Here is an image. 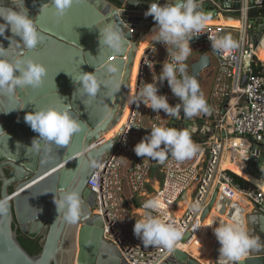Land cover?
Returning a JSON list of instances; mask_svg holds the SVG:
<instances>
[{
  "label": "water",
  "instance_id": "1",
  "mask_svg": "<svg viewBox=\"0 0 264 264\" xmlns=\"http://www.w3.org/2000/svg\"><path fill=\"white\" fill-rule=\"evenodd\" d=\"M153 2L155 0H76L63 17H58L50 0H15L14 3L0 0V12L8 7L28 11L45 37L37 48L28 51L18 45L20 37L14 36L9 27L0 35V44L6 50L0 54V59L14 61L23 53L24 58L34 59L48 70L38 88H17L11 94L0 91V198L9 200L7 216L0 217V264H129L115 246L103 239V221L92 212L96 196L87 184L118 142V137L106 142L103 137L119 123L126 108L138 49L156 26L152 16H145ZM166 2L159 0L161 5ZM216 2L234 12L242 7V0ZM197 3L198 10L207 14L209 20H220L221 16L210 3L202 0ZM222 18L236 20L232 15ZM108 22L120 24L127 38L125 49L118 55L101 47L99 42L98 27ZM0 23H4L2 18ZM249 26L257 52L263 51L264 17L250 18ZM199 39L193 37L190 42ZM108 64L119 66L116 80L107 86L102 83L95 98L80 92L73 97L77 89L74 79L80 72H95L99 80H110L106 71ZM211 66V57L202 54L191 63L188 76H194L200 85L201 77ZM245 83L246 77L243 85ZM64 103L72 105V113L81 122L82 131L74 135L67 146L53 145L52 159L41 163L42 155L26 154L25 146H31L38 133L24 117L35 108L62 107ZM226 108L227 104L223 114ZM182 119L191 118L183 116ZM249 141L251 155L245 172L263 184L264 144L254 139ZM6 170L12 172L11 178L7 177ZM61 189H77L81 194L85 215L77 224L69 225L62 218L57 219L54 192L59 194ZM217 196L218 189L204 210L202 221L209 216ZM186 200L184 194L181 201ZM220 201L222 205L230 204L225 198ZM246 223L249 234L259 237L264 245V207L256 206L248 213ZM19 231L30 239L41 237L39 254L31 255L22 246ZM162 264L201 263L186 252L175 250ZM241 264H264V246L250 250Z\"/></svg>",
  "mask_w": 264,
  "mask_h": 264
},
{
  "label": "built area",
  "instance_id": "2",
  "mask_svg": "<svg viewBox=\"0 0 264 264\" xmlns=\"http://www.w3.org/2000/svg\"><path fill=\"white\" fill-rule=\"evenodd\" d=\"M202 1L214 6L220 16L236 15L235 18L241 22L238 28L210 24L204 27L203 33L195 36L200 37L199 40L190 42L193 52L185 62L189 68L202 54L210 56L211 62H216L213 83L205 97L209 111L205 116L200 113L187 120L182 119V109L179 117H168L163 110L159 113L152 112L142 102L138 103V93L143 83L154 82L153 76L158 80L163 62L166 59L171 62L166 45L151 41L149 49L144 50L139 60L126 119L113 137H118L115 150L94 170L87 184L96 196V207L92 212L103 221V239L115 246L129 264H162L175 250H182L199 262L188 249L201 238L202 216L217 189V200L210 214L213 212L219 215L225 209V215L230 216V210L234 209L231 219L238 217L246 229V215L256 206L264 207L263 188L251 182L252 187H242L230 176L231 170L222 167V162L226 160L228 141L234 152L241 153L236 157L230 155L227 160L232 163L240 162L244 170L247 169L251 155L252 144L249 139L264 144V77L255 71V61L259 58L249 33V12L263 9L264 0H242V7L238 12L223 8L216 0ZM225 34H231L238 41V47L222 54L212 49L209 35ZM186 74L189 75L190 71ZM245 77L246 83L243 85ZM157 83L160 94L167 95L171 105L180 103L167 80ZM195 117L204 120V129L198 132L190 130L189 125ZM162 122L167 127L187 130L193 142L199 145L200 151L183 162L175 161L170 154L164 162L138 157L134 152L135 145L150 134L153 125ZM236 139L246 144H236ZM156 168L162 179L156 183L155 191L150 193L148 185L152 171ZM261 176L264 179V164ZM125 186L130 197L125 193ZM184 194L187 200L181 201ZM156 197L164 205L162 212L183 233L171 250L162 246L145 247L133 231L136 220L142 218L143 202ZM221 198L229 200L230 204L223 206ZM135 200L140 204L139 207L135 206ZM181 204L184 208L178 214ZM186 236L187 240L183 242ZM220 247L219 243L213 247L219 254L213 264H225L223 259H219Z\"/></svg>",
  "mask_w": 264,
  "mask_h": 264
},
{
  "label": "clouds",
  "instance_id": "3",
  "mask_svg": "<svg viewBox=\"0 0 264 264\" xmlns=\"http://www.w3.org/2000/svg\"><path fill=\"white\" fill-rule=\"evenodd\" d=\"M14 2L15 0H12V3ZM50 3L55 14L63 17L76 3V0H50ZM198 9L197 0H167L163 5L159 3V0H155L145 13V16H152L156 22L150 35L152 42L166 45L171 62L167 59L163 62L158 80L153 76L154 82L143 83L138 93V103L142 102L157 113L163 110L168 117H179L181 109L186 118L209 111L207 100L200 92L198 80L186 74L187 64L185 62L193 52L190 41L193 37L203 33L202 30L209 20V16ZM0 18L4 21L0 23V35H3L10 27L14 36L20 37L19 41L16 40L18 45H22L28 51L37 48L45 39L28 11H18L8 7L0 12ZM98 28L101 47L107 48L116 55L125 49L127 38L120 24L108 22ZM209 39L212 49L222 54H227L238 47V41L231 34L209 35ZM4 51H6L5 48L0 44V54ZM47 71L44 64L31 58H24L23 53L14 61L0 59V91L11 94L17 88H38L43 84ZM106 71L111 78L106 81L99 80L95 72H80L74 79L77 89L73 97L80 92L89 98H95L101 84L107 86L116 80L120 69L116 64H108ZM165 80L173 95L180 100V103L175 106L169 103L167 95L160 94L157 81L163 83ZM118 88L119 85H117V90ZM24 119L32 130L38 133V136L33 138L31 146H25L26 154L42 155L41 163L52 159L53 145L67 146L73 136L82 131V124L73 115L72 105L69 103H64L62 107L35 108L34 111L27 113ZM20 146L18 143L17 147ZM199 151V145L193 142L187 130L167 127L165 122L153 125L150 134L134 147V152L138 157L160 162H164L169 154L175 161L183 162L191 159ZM91 166H95L94 162ZM54 193L57 219L62 218L69 225L77 224L85 215L79 190L61 189L59 194ZM58 195L59 198H57ZM163 207L158 197L148 199L142 204L143 215L142 218L136 220L133 231L145 247L162 246L171 250L182 238V231L168 220L167 215L162 212ZM8 211V198H0V217L7 216ZM214 234L221 245L219 259H223L225 264L229 262L230 264H241L250 250L264 246L259 237L249 234L238 217L226 223H220L214 228Z\"/></svg>",
  "mask_w": 264,
  "mask_h": 264
},
{
  "label": "bare ground",
  "instance_id": "4",
  "mask_svg": "<svg viewBox=\"0 0 264 264\" xmlns=\"http://www.w3.org/2000/svg\"><path fill=\"white\" fill-rule=\"evenodd\" d=\"M222 17L223 16H221L220 20H218V21L217 20L216 21L215 20H213V21L208 20V21L209 22H219L217 24L231 26L234 28H238L241 25V22L238 20H226ZM151 34H152V32L144 38V40L142 41V43L138 49L137 57L135 59L134 67H133L132 73H131V85H130V90L128 93L127 104H126V108L123 112L122 118L119 121V123L115 126V128H113L112 130H110L109 132L104 134L103 138L105 140H109V139L113 138L117 134L118 130L123 125V123L126 119V115H127V111H128V107H129V103H130V98H131L132 91H133L134 84H135V80H136V74H137V68H138L139 60H140L144 50L147 48L148 44L152 41V39L150 37ZM258 58L264 63V50L261 52H258ZM231 114L233 116L234 110H232ZM235 143L240 144V143H244V142H242V140L236 139ZM244 144H246V143H244ZM244 146L246 147V145H244ZM231 148L232 147L230 145V142L228 141L226 144V152H225L226 160L224 159V161L222 162V167L225 168L226 166H230L234 170L245 172V170L240 166V164H239L240 162L232 163V162H229L227 160L230 155L236 157L241 153V152H234ZM248 178H249L251 183H253L257 186H260L261 188L264 189V186L256 178H254L250 175H248ZM223 206H225V205H223ZM226 212L227 211H225V209L223 211H221L219 213V215L212 212L203 221V230H202V234L200 236L201 238H199L198 242L192 244L191 248L188 249L189 252H191L193 254V256H195L199 260V262L204 263V264H213L215 262V257L217 255H219V254H217V251L213 250V247L216 246L217 243H219L215 234H214V228L218 227L220 223H226L228 221L234 220V219H231L232 217L225 215ZM232 212H233V214L235 213L234 209L230 210V213H232Z\"/></svg>",
  "mask_w": 264,
  "mask_h": 264
},
{
  "label": "trees",
  "instance_id": "5",
  "mask_svg": "<svg viewBox=\"0 0 264 264\" xmlns=\"http://www.w3.org/2000/svg\"><path fill=\"white\" fill-rule=\"evenodd\" d=\"M260 17H264V8L263 9H254V10H251L249 12V18H260ZM254 68H255L256 73H259L264 77V66L257 59L255 61ZM225 168L231 170L229 172V174L237 184L241 185L244 188L252 187V184L250 183L248 175L244 171L234 170L230 166H226ZM19 241L22 244V246L31 255H37L41 252V248L39 246V239H36L35 241H30V240L24 238L22 235H19Z\"/></svg>",
  "mask_w": 264,
  "mask_h": 264
},
{
  "label": "rangeland",
  "instance_id": "6",
  "mask_svg": "<svg viewBox=\"0 0 264 264\" xmlns=\"http://www.w3.org/2000/svg\"><path fill=\"white\" fill-rule=\"evenodd\" d=\"M217 23H219V22L207 21L205 26H208L210 24H217ZM213 62L215 63V60H213ZM189 70H190V68L187 66L186 72H188ZM213 72H214V70H209L208 72L205 71L203 76L201 77V83H200V86L202 87L201 93H203L204 96L206 95L207 91H209L210 85L212 83V77L211 76L213 75ZM189 125H190V130H193L194 132H198L199 130L204 129V120H201V119L195 117L192 122H189ZM161 179H162V175H161L159 169L158 168L154 169L152 171V175L150 177V184L148 185V191L150 193L155 191V188L157 187L156 183L160 182ZM125 193L130 197L127 186H125ZM134 202H135L136 207L140 206V204L138 203L137 200H135Z\"/></svg>",
  "mask_w": 264,
  "mask_h": 264
},
{
  "label": "crops",
  "instance_id": "7",
  "mask_svg": "<svg viewBox=\"0 0 264 264\" xmlns=\"http://www.w3.org/2000/svg\"><path fill=\"white\" fill-rule=\"evenodd\" d=\"M235 16H236V15H235ZM235 16H234V17H235ZM236 20H237V19H236ZM259 60H260V59H259ZM260 62H261L262 65L264 66V63H263L261 60H260ZM209 70H214L213 75L211 76V77H212V83H213V78H214V75H215V72H216V62L214 63V62L212 61V66H211V68L208 69L206 72H208ZM209 77H210V76H209ZM212 83H211V85H212ZM211 85H210V88H211ZM210 88H209V91H210ZM201 90H202V87H201ZM209 91H207V93H206V95H205L204 97H207ZM262 152H264V147L262 148ZM259 187H260V186H259ZM183 208H184V206L181 204V205L179 206V208H178V214H181Z\"/></svg>",
  "mask_w": 264,
  "mask_h": 264
},
{
  "label": "flooded vegetation",
  "instance_id": "8",
  "mask_svg": "<svg viewBox=\"0 0 264 264\" xmlns=\"http://www.w3.org/2000/svg\"><path fill=\"white\" fill-rule=\"evenodd\" d=\"M5 173H6L7 177H9V178H11L12 175H13L10 170H6ZM18 233H19V235H22L24 238H26V239H28L30 241H35L36 239H39L40 240V238H41V237H37L36 239H30V238L26 237L25 235H23L20 231Z\"/></svg>",
  "mask_w": 264,
  "mask_h": 264
}]
</instances>
